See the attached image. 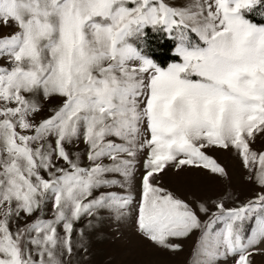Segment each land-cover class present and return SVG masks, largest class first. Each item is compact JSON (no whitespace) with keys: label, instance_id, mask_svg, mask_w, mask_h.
I'll return each mask as SVG.
<instances>
[{"label":"snow or ice","instance_id":"6c2138e0","mask_svg":"<svg viewBox=\"0 0 264 264\" xmlns=\"http://www.w3.org/2000/svg\"><path fill=\"white\" fill-rule=\"evenodd\" d=\"M256 12L264 0H0V264H84L104 219L171 253L197 230L194 264H264ZM152 36L174 43L166 66ZM216 148L238 155L250 199L162 184L184 166L226 179Z\"/></svg>","mask_w":264,"mask_h":264},{"label":"rangeland","instance_id":"374dc122","mask_svg":"<svg viewBox=\"0 0 264 264\" xmlns=\"http://www.w3.org/2000/svg\"><path fill=\"white\" fill-rule=\"evenodd\" d=\"M252 147L264 150V137L258 135ZM207 152L225 167L228 173L226 179L209 175L207 170L200 167L184 166L180 170L168 168L161 178L162 184L188 203H192L193 195L203 201L219 197L226 191H230L236 200L244 201L259 191L258 186L244 179L245 169L234 150L216 148ZM201 219L205 217L201 216ZM116 227L115 223L104 219L98 222L95 229L85 230L87 259L84 264H194L199 236L197 230L186 238H180L182 250L171 253L141 241L126 227L121 228V238L114 239Z\"/></svg>","mask_w":264,"mask_h":264},{"label":"trees","instance_id":"16d2710c","mask_svg":"<svg viewBox=\"0 0 264 264\" xmlns=\"http://www.w3.org/2000/svg\"><path fill=\"white\" fill-rule=\"evenodd\" d=\"M252 19L256 22H264V16H261L259 12L253 13ZM149 45L158 62H163L165 66L167 62H171L173 53L170 47H174V43L171 39L152 36L150 37Z\"/></svg>","mask_w":264,"mask_h":264}]
</instances>
